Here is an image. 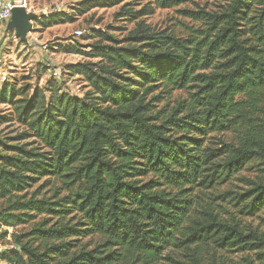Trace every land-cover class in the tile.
I'll return each mask as SVG.
<instances>
[{
    "label": "trees",
    "instance_id": "16d2710c",
    "mask_svg": "<svg viewBox=\"0 0 264 264\" xmlns=\"http://www.w3.org/2000/svg\"><path fill=\"white\" fill-rule=\"evenodd\" d=\"M191 1L84 0L47 16L54 25L119 5L115 17L133 25L95 31L88 51L64 48L86 58L65 68L86 84L82 97L57 80L0 90L11 107L0 122L22 126L14 140L33 138L0 139V225L56 218L14 236L5 264H203L207 248L264 250L243 226L264 215V0L180 9L198 23L186 35L145 21ZM175 91L184 96L171 101ZM245 170L244 188L216 194ZM41 179L58 182L52 195L28 193Z\"/></svg>",
    "mask_w": 264,
    "mask_h": 264
},
{
    "label": "rangeland",
    "instance_id": "374dc122",
    "mask_svg": "<svg viewBox=\"0 0 264 264\" xmlns=\"http://www.w3.org/2000/svg\"><path fill=\"white\" fill-rule=\"evenodd\" d=\"M24 9L30 15L28 26L23 36L16 34L14 29H7V26L0 28V90L3 87L14 84L16 88L22 85H29L32 88L38 87L45 89L46 86L57 80V84L62 91L74 97H82L87 90L86 84L78 76H72L67 73L66 66L86 58L78 53H68L64 48L75 47L81 51H88L89 45L94 41V33L107 27L116 28L110 30L116 37H120L121 27L130 29L133 23L122 21L115 17L119 5L105 8H95L85 14L76 15L73 21L46 25L45 19L52 12H63L72 14L75 7L84 0H24ZM136 4H143L146 0H125ZM220 0H192L186 4L175 8L161 9L154 8L152 14L145 18V21L152 26L172 29L177 35H186L187 27L198 25V23L184 18L179 14L183 8L193 9L196 6L205 10H217L220 6ZM137 8V7H134ZM46 47V48H44ZM93 61H96L93 59ZM59 68L61 74L54 79L51 74L52 67ZM56 82V81H55ZM182 91H175L171 95V101L182 98ZM11 107L8 104L0 102V115H8ZM22 126L15 121L0 122V139L8 144L15 142H32L33 138L27 137L23 140H14V136L22 131ZM226 140H234V134L227 132L223 135ZM3 153L0 148V154ZM252 172L245 170L231 178L227 183L218 186L216 194L227 190L239 191L245 187V181L242 177H251ZM41 179L28 189L30 194L37 192L38 196H50L54 192L55 186H58L56 180L44 182ZM65 194V191H59ZM219 202V201H218ZM5 206V200L0 199V210ZM222 206L226 208L224 202ZM234 211V210H233ZM46 219L49 224L56 221L55 217L40 215L29 222L5 227L0 225V254L7 248H10L14 242V236L17 234L25 235L30 232L37 221ZM243 226L247 229H255L264 237V215L255 217H246ZM7 232V233H4ZM98 240L97 237L81 238V243H93ZM93 241V242H92ZM78 244V243H77ZM264 254V250L261 251ZM257 251H231L228 249L212 248L206 249L202 254L203 264H264L259 260L262 256ZM260 254V255H259ZM0 264H5L0 260Z\"/></svg>",
    "mask_w": 264,
    "mask_h": 264
},
{
    "label": "built area",
    "instance_id": "2783aa9c",
    "mask_svg": "<svg viewBox=\"0 0 264 264\" xmlns=\"http://www.w3.org/2000/svg\"><path fill=\"white\" fill-rule=\"evenodd\" d=\"M24 2V0H0V28L7 26L11 19L13 9L16 7H24ZM51 74L56 79L60 76L61 72L55 66L52 67Z\"/></svg>",
    "mask_w": 264,
    "mask_h": 264
},
{
    "label": "water",
    "instance_id": "95a60500",
    "mask_svg": "<svg viewBox=\"0 0 264 264\" xmlns=\"http://www.w3.org/2000/svg\"><path fill=\"white\" fill-rule=\"evenodd\" d=\"M29 17L30 15L25 12L23 7L14 8L7 29H14L16 34L23 36L28 26Z\"/></svg>",
    "mask_w": 264,
    "mask_h": 264
},
{
    "label": "bare ground",
    "instance_id": "6f19581e",
    "mask_svg": "<svg viewBox=\"0 0 264 264\" xmlns=\"http://www.w3.org/2000/svg\"><path fill=\"white\" fill-rule=\"evenodd\" d=\"M25 12H26V8H25ZM27 13V12H26ZM28 14V13H27Z\"/></svg>",
    "mask_w": 264,
    "mask_h": 264
}]
</instances>
